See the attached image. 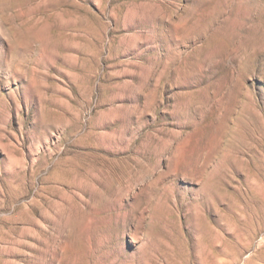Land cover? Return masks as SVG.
<instances>
[{
	"label": "rangeland",
	"instance_id": "obj_1",
	"mask_svg": "<svg viewBox=\"0 0 264 264\" xmlns=\"http://www.w3.org/2000/svg\"><path fill=\"white\" fill-rule=\"evenodd\" d=\"M0 264H264V0H0Z\"/></svg>",
	"mask_w": 264,
	"mask_h": 264
}]
</instances>
